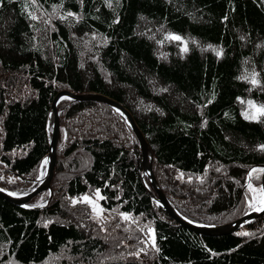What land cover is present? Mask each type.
Instances as JSON below:
<instances>
[{"label": "trees", "instance_id": "1", "mask_svg": "<svg viewBox=\"0 0 264 264\" xmlns=\"http://www.w3.org/2000/svg\"><path fill=\"white\" fill-rule=\"evenodd\" d=\"M169 33L193 40L182 49ZM18 76L28 91L13 97ZM65 88L132 112L181 215L217 225L244 214L246 176L264 165V114L246 117L239 102L250 94L264 105V0H0V159L13 178L0 188L38 176ZM58 108L54 194L39 207L0 195V264H41L62 250L95 264L107 243L71 198L97 188L105 210L152 220L157 245L152 263L97 264H264V214L223 234L182 225L159 203L123 113L95 99Z\"/></svg>", "mask_w": 264, "mask_h": 264}, {"label": "rangeland", "instance_id": "2", "mask_svg": "<svg viewBox=\"0 0 264 264\" xmlns=\"http://www.w3.org/2000/svg\"><path fill=\"white\" fill-rule=\"evenodd\" d=\"M170 35L173 37L171 38L173 41L180 43L182 49H185L193 40L189 37L174 33L167 34L166 38L169 39ZM175 37H180V39H175ZM9 90L13 97L24 95L28 91L25 80L19 76L12 85H10ZM239 104L243 115L246 117L257 119L264 114V105L250 97V94L242 97ZM49 127L51 128V126ZM48 164L49 160L46 158L40 166L38 176L33 182L21 185L15 189L6 190L16 192L19 196L25 195L47 175ZM0 169V177L13 179L6 171H2L3 164L1 159ZM254 169L256 171H253ZM261 170H264V165L250 167L246 176L240 200V205L244 213L255 210L264 203V171ZM249 185H251V187H249ZM54 189L55 184L52 178L51 187L39 193L29 202V205H45L53 196ZM101 196V191L97 188L91 192H86L71 198V203L79 206L82 216L86 213L88 218V208L90 209V216L94 225L93 230L102 235L107 243L105 250L98 257L95 264L109 258L145 260L152 263L157 252L153 221L143 218L142 216L121 212L118 209L105 210L101 204ZM125 217H127V219H125ZM84 222H86L85 218ZM73 261V257L66 250H62L57 254L51 255L41 264H72Z\"/></svg>", "mask_w": 264, "mask_h": 264}, {"label": "water", "instance_id": "3", "mask_svg": "<svg viewBox=\"0 0 264 264\" xmlns=\"http://www.w3.org/2000/svg\"><path fill=\"white\" fill-rule=\"evenodd\" d=\"M73 98V99H95L101 100L113 105L118 111L123 113L125 117L128 119L129 124L131 125L138 141L140 144V149L142 153L143 165H144V173H146L151 181L152 186L154 187L156 193L158 194L159 203L164 207V209L170 214L172 217L177 219L182 225L199 232L205 235H215V234H223L228 233L236 230L242 224L246 223L247 220L252 219L254 217H258L264 214V211H258L257 209L248 211L234 220L232 223L223 224V225H205V224H198L195 222L190 221L183 215H181L172 205L170 199L164 192V190L159 186L156 174L153 169V156H152V149L149 144V141L141 129L139 124L137 123L136 119L134 118L132 112L120 101L116 100L115 98L100 92L95 93H77L70 89H61L56 93L54 96L51 106V117H50V126H51V133H50V146L51 150L48 154V172L47 175L41 179L40 183L34 186L28 193L23 196H19L18 193L5 190L0 188V195L8 200H11L18 204H24L27 206H36L39 207L40 205H29V202L32 198L51 187V181L54 175V168L57 159V147H58V140L60 136V129H61V120H60V113L58 109V103L63 98ZM263 187H264V173H263ZM264 208V206L262 207Z\"/></svg>", "mask_w": 264, "mask_h": 264}, {"label": "snow or ice", "instance_id": "4", "mask_svg": "<svg viewBox=\"0 0 264 264\" xmlns=\"http://www.w3.org/2000/svg\"><path fill=\"white\" fill-rule=\"evenodd\" d=\"M175 39H180V37H175ZM253 83H255V81H253ZM253 171H256L255 169ZM264 171V170H261ZM249 187H251V185H249ZM87 199V198H85ZM258 211H264V208H259L257 209ZM125 219H127V217H125ZM243 235H248V233H243Z\"/></svg>", "mask_w": 264, "mask_h": 264}, {"label": "bare ground", "instance_id": "5", "mask_svg": "<svg viewBox=\"0 0 264 264\" xmlns=\"http://www.w3.org/2000/svg\"><path fill=\"white\" fill-rule=\"evenodd\" d=\"M48 167V166H47ZM44 169V168H43ZM261 203V202H260ZM264 206V203L261 205V206H259V208H262ZM259 208H257V209H259Z\"/></svg>", "mask_w": 264, "mask_h": 264}]
</instances>
